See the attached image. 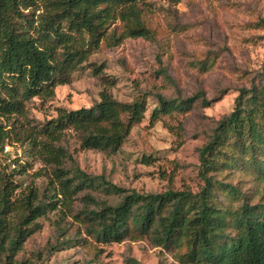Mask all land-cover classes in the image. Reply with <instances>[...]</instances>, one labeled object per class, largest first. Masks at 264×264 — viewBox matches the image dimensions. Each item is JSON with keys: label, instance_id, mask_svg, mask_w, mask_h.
Instances as JSON below:
<instances>
[{"label": "trees", "instance_id": "1", "mask_svg": "<svg viewBox=\"0 0 264 264\" xmlns=\"http://www.w3.org/2000/svg\"><path fill=\"white\" fill-rule=\"evenodd\" d=\"M142 3L0 0V155L12 142L28 145L34 160L51 170L52 192L48 200L35 188L18 192L13 175L0 173V264H46L40 254L21 255L40 229L38 220L58 209L99 244L148 238L175 264H264V66L260 82L241 89L233 111L201 148L196 192L141 194L105 182L118 199L93 208L99 179L68 167L70 137L82 150L120 152L145 119L146 96L121 102L104 89L89 108H56V116L41 123L30 116L34 100L52 101L92 55L127 39L154 41ZM195 98L158 95L151 121L217 101L201 93ZM79 194L86 206L74 213ZM52 250L47 246L46 254Z\"/></svg>", "mask_w": 264, "mask_h": 264}, {"label": "rangeland", "instance_id": "2", "mask_svg": "<svg viewBox=\"0 0 264 264\" xmlns=\"http://www.w3.org/2000/svg\"><path fill=\"white\" fill-rule=\"evenodd\" d=\"M140 7L155 32L154 41L127 39L92 55L74 73L71 85L58 87L52 101L34 100L30 110L41 123L55 117L56 108L93 106L104 89L121 102L147 97L144 121L133 128L117 154L82 150L70 137L68 167L76 165L99 179L92 190L93 208L118 199L106 192L105 182L141 194L198 191L201 148L219 121L233 111L241 89L259 83L262 75L264 0H143ZM200 93L217 101L209 107L193 102L186 112L151 121L158 95L196 102ZM8 146L9 152L0 155V173L13 175L18 192L35 188L48 200L51 170L34 160L28 145ZM82 195L74 202V213L86 206ZM38 223L40 229L21 257L40 254L46 264H175L171 254L148 238L99 244L87 236L83 224L60 209ZM47 246L55 250L46 254Z\"/></svg>", "mask_w": 264, "mask_h": 264}, {"label": "built area", "instance_id": "3", "mask_svg": "<svg viewBox=\"0 0 264 264\" xmlns=\"http://www.w3.org/2000/svg\"><path fill=\"white\" fill-rule=\"evenodd\" d=\"M5 152H9V146L5 147Z\"/></svg>", "mask_w": 264, "mask_h": 264}]
</instances>
